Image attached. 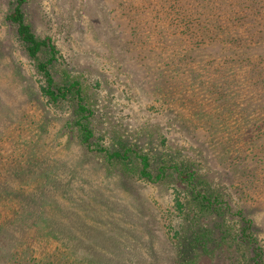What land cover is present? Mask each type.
Here are the masks:
<instances>
[{
    "label": "rangeland",
    "instance_id": "1",
    "mask_svg": "<svg viewBox=\"0 0 264 264\" xmlns=\"http://www.w3.org/2000/svg\"><path fill=\"white\" fill-rule=\"evenodd\" d=\"M10 2L0 0V214L10 223L15 219L18 230L28 224L27 234L40 242L43 255H58L63 264H173L176 248L170 236L181 222L175 200L180 186L126 175L68 130L71 108L50 105L42 95L43 77L26 55L15 27L5 20ZM120 2L29 0L24 10L38 34L54 38L64 63L89 81L102 146L126 142L145 149L151 145L160 152L162 147L149 142L148 135L158 139L163 134L196 159L216 187L227 186L235 202L242 182L254 180V174H247L257 164L252 146L238 140L239 125L233 119L201 121L195 131L168 122L160 109L161 97L148 88L153 79L132 71L143 59L134 62L124 56L119 62L102 42L105 33L96 37L90 30V20L108 17L128 39L130 29ZM210 124L218 134L215 139ZM245 165L248 171L240 172ZM261 185V193L253 191L245 204L253 208L264 242ZM45 241L49 245L43 248ZM200 264L228 260L204 253Z\"/></svg>",
    "mask_w": 264,
    "mask_h": 264
},
{
    "label": "trees",
    "instance_id": "2",
    "mask_svg": "<svg viewBox=\"0 0 264 264\" xmlns=\"http://www.w3.org/2000/svg\"><path fill=\"white\" fill-rule=\"evenodd\" d=\"M28 1L11 0L5 20L15 27L26 55L42 75L40 90L48 103L71 108L68 130L126 175L180 186L175 200L181 222L170 236L176 248L173 264H200L204 253L224 257L228 264H264L262 226L245 204L253 191L261 193L264 183V0H121L128 39L108 17L89 21L96 37L105 33L102 42L116 54L114 59H143L132 71L153 79L148 88L161 97L160 109L171 125L195 131L202 122L236 120L238 140L252 146L257 164L249 171L247 165L239 169L254 174V180L242 182L235 202L227 186L216 187L199 162L163 134L158 139L148 135L149 142L162 147L160 152L151 145L145 149L126 142L102 146L89 81L64 63L52 36L34 30L24 10ZM212 126L208 130L215 139ZM21 226L19 231L15 219L10 223L0 214V264H63L58 255H43L40 242L27 234L30 226ZM45 242L43 248L49 245Z\"/></svg>",
    "mask_w": 264,
    "mask_h": 264
}]
</instances>
